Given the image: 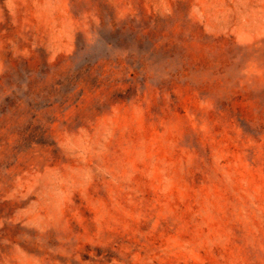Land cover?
Returning <instances> with one entry per match:
<instances>
[{
  "label": "rangeland",
  "instance_id": "obj_1",
  "mask_svg": "<svg viewBox=\"0 0 264 264\" xmlns=\"http://www.w3.org/2000/svg\"><path fill=\"white\" fill-rule=\"evenodd\" d=\"M6 88L0 264H264V0H0Z\"/></svg>",
  "mask_w": 264,
  "mask_h": 264
},
{
  "label": "trees",
  "instance_id": "obj_2",
  "mask_svg": "<svg viewBox=\"0 0 264 264\" xmlns=\"http://www.w3.org/2000/svg\"><path fill=\"white\" fill-rule=\"evenodd\" d=\"M26 65L29 64V62L25 63ZM20 92V89L17 90H10L8 88L6 89H0V97L3 98L6 96V98L4 99L7 103V113L10 116V119H7V117H3L2 115L0 116V121H2V127L1 129H5L7 126L9 127L10 125H23L28 112L26 113L24 111V109H22L23 105L26 104L28 106H30L31 104H29L28 101H25V103L22 101V98L16 96V93ZM27 99L30 101L32 100L33 97V90H29L28 94L26 95ZM18 115L17 118L15 119V121H13L12 119L14 118V115Z\"/></svg>",
  "mask_w": 264,
  "mask_h": 264
}]
</instances>
